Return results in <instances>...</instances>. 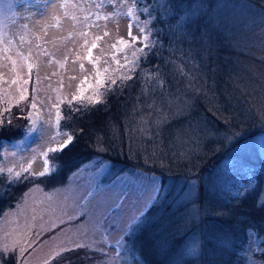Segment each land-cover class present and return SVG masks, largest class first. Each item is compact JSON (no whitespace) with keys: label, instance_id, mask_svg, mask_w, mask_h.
<instances>
[{"label":"trees","instance_id":"obj_1","mask_svg":"<svg viewBox=\"0 0 264 264\" xmlns=\"http://www.w3.org/2000/svg\"><path fill=\"white\" fill-rule=\"evenodd\" d=\"M248 1L264 9V0ZM149 2L139 0L137 8ZM217 2L151 0L159 6L154 13L158 20L149 25L156 46L145 49L147 58L141 57L134 79L127 81L130 87L113 86L100 97L101 103L90 104L80 112L68 110L62 119L73 141L63 151L52 153L50 160L57 164V175L46 179V185L58 184L69 171L94 158L107 160L121 171L151 170L164 186L168 185L163 203L151 206L144 226L129 238L135 264H246L248 232L253 230L262 240L261 253L254 256L264 264V161L255 148L254 160L245 159L244 151L239 152L245 159L241 162L247 168L243 181L249 188L231 196L221 188L232 171L222 167L223 160H230V156L237 159L236 146L255 132L239 139L235 148L218 152H211L213 144L208 139L221 141L218 137L224 127H236L235 123L243 120L241 115L246 114H236L231 91H227L229 72L237 70L236 53L226 39V29L218 26ZM169 3L170 7H163ZM157 66L166 83L162 90L155 81H145V73L155 74ZM143 89H147L146 94ZM153 101V107H148ZM161 113L168 119L157 127ZM19 120L0 125V142L21 134L23 123ZM191 137L200 140L198 153L191 152L196 147L187 149L181 144ZM191 179L198 184L190 199L182 190ZM1 183L6 192L0 196V213L13 205L29 182L0 179ZM85 253V249L66 252L52 262L72 258L74 261L62 264H97L101 254L91 252L88 259ZM3 260L14 264L12 258Z\"/></svg>","mask_w":264,"mask_h":264},{"label":"rangeland","instance_id":"obj_2","mask_svg":"<svg viewBox=\"0 0 264 264\" xmlns=\"http://www.w3.org/2000/svg\"><path fill=\"white\" fill-rule=\"evenodd\" d=\"M70 2L76 3L78 0H70ZM126 2L131 4L132 0H126ZM52 3L53 0H0V32L13 40L7 53L0 51V125L3 123L9 125L16 119H20L19 122L23 123L19 136L11 140L1 139L0 145L3 147L0 148V167H13L14 171H19L20 164L27 166L31 162V171L39 173L45 171V159H47V174L29 177L27 179L29 184L19 193L13 205L6 207L0 213V264H6L3 260L5 257L12 258L14 264H45V261L48 264L72 262L74 261L72 258L62 259L56 263L52 261L60 257L56 253L61 248L72 246L74 241L79 243L99 241L104 234H108L110 241L119 239L122 230L134 216L141 212H145L146 216L151 206L163 203L169 188L168 185L164 186L160 176L151 170L138 168L132 172L121 171L101 158H94L69 171L65 179L56 185H46V179H53L50 177L52 174L57 175V164L54 160H50L54 154L52 155L53 152L48 151V148L63 144L65 137L61 134H68V132L62 126V119L59 126H56L54 122L51 126L43 124V120L48 118L46 115L48 109L41 105H38L41 119L35 131L29 132L32 121L24 117L35 112L29 106L34 95L37 100L44 101L46 105L58 103L62 117L69 110L68 101L72 99L71 94L77 90L78 85L84 97L93 95L94 90L99 86L96 76L92 74L93 64L86 59L87 49L90 47L94 34H103L101 28L89 30L87 37L89 44L81 47L83 38L78 33L82 30V25L76 23L74 26L71 16L73 14L82 16L83 13L65 10L68 11L69 18L61 20V26L58 27L51 19L54 11L50 7ZM108 10H111V5L108 6ZM42 18H48L49 24L52 25L48 28L47 36L37 32L38 35L43 36L42 46L49 53L54 54L56 61L63 62L65 56L68 60L64 69L56 63L42 68L39 84L35 83L36 77L33 74L32 79L25 86L27 99L17 104L19 91L23 90H18L17 85L22 79H27L26 66L23 69L20 67L25 62L17 56V52L28 55L30 46L35 43L33 32L36 30L32 27L33 21L43 22ZM216 18H218V26L226 29V39L236 53L234 62L237 70L229 72L226 80L227 91H231L230 99L236 114L240 115L242 111L246 114L241 115L244 121L237 120L239 122L235 123L236 127L232 129L224 127V133L218 137L221 141L208 137L213 144L211 152H218L229 146L235 148L234 143L249 133L255 132L254 136L236 146L234 152L238 154L237 159L230 156V160L225 159L222 162L223 168L228 166L232 170L228 172L230 175L228 180L221 182L222 190L228 193L226 196H231L235 195L236 191H245L249 188L243 181L247 168L241 162L246 158L252 160L257 158L255 149L264 161V120L256 115L257 109L264 106V9L248 0H218ZM97 23L103 26L106 22L101 19ZM130 24L132 34L138 35V28L142 25L134 18L121 16L118 21H107L108 35L104 36L103 41L97 42L96 48L91 49L94 60L100 56L101 49H105L98 65L102 73L105 66L104 60H108L110 65L109 72L103 73L100 79L103 80L107 75L112 74V69L116 67L111 59L114 51L116 59L123 64L125 53L131 59V49L143 46L141 43L130 42L127 46L117 45V50L110 49V45L119 37L125 40L130 39L128 36ZM25 25H28V28H25ZM70 33L74 34L70 35ZM20 35L24 36L23 43L20 42ZM3 47L4 45L0 44V48ZM32 51L34 59L39 49L32 46ZM5 55L11 56L17 62L14 70L12 64L5 61ZM41 59L47 62L49 57L42 55ZM74 60L76 63H73ZM27 63H32V59ZM80 63L84 64V71H81ZM53 72L56 75H52ZM33 73H35V67ZM45 76L48 78L45 79ZM85 76H87L86 80H84ZM69 77H75V80L70 82ZM12 80H16L17 84H11ZM34 88L37 90L35 93ZM102 88L104 87H99L100 92ZM95 98L93 96V99ZM77 105L79 104L73 102V107H78ZM51 111L54 114L56 109L53 108ZM9 118L11 123H8ZM54 119L53 116V121ZM52 137L55 139H51ZM199 142L200 140L191 137L188 141L184 138L181 144L187 149L196 147V149L191 148V152L198 153L201 146ZM241 150L244 151L245 159L239 156ZM13 152L16 153L14 157ZM42 152H47V157L40 155ZM5 156L7 159H3ZM33 157H35L34 160ZM3 181L12 183L10 178ZM23 181L24 179L20 182ZM197 184L195 179L186 183L182 192L184 191L187 198L194 197ZM254 184L251 186H255ZM240 187L243 190H239ZM5 192V184L1 183L0 196H3ZM37 233L39 235H36ZM22 234L25 239L21 243L29 246L20 257L18 251L10 252L9 250L14 244L17 249L19 248L20 244H17V241L21 240ZM248 234L246 264H261L254 254L261 253L262 240L254 230L249 231ZM131 236L125 237L128 241L127 246L120 250V257L117 259H113L115 254L105 257L93 251L95 254H101L96 263L135 264L133 252L129 248Z\"/></svg>","mask_w":264,"mask_h":264},{"label":"snow or ice","instance_id":"obj_3","mask_svg":"<svg viewBox=\"0 0 264 264\" xmlns=\"http://www.w3.org/2000/svg\"><path fill=\"white\" fill-rule=\"evenodd\" d=\"M137 4H139V0H132L131 4H128L126 0H84V2H76L71 3L70 0H53V3L50 5L51 9L54 11L51 14V19L56 22V26H61L60 22L61 20H67L69 18L68 11H65L67 9L73 10V12H82V16H77L73 14L71 16V20L73 21V25L75 26L76 23H79L82 25V30L79 31V36L83 38V43L81 44V47H84L89 44L88 40V32L89 30L93 28H101L103 30V34H94L91 40L90 47H88V55L86 59L93 64L92 74H94L97 78V85L99 87H104V91L100 92L99 87H97L92 96L84 97L83 93L80 91L79 85L77 86V90L73 92L72 99L68 101V107L69 112H80L83 109H86L90 104L95 103H101L100 97L104 96L106 93L111 91L113 86H117L119 89H123L127 85V81L133 80L134 76L136 74V69L140 67V59L141 57L147 58L148 52L145 51V49H152L156 45L153 43L151 37L153 36V31L151 28H149V25L153 23L154 20H158V15L154 14L156 13V8L159 7L158 5H153L151 3V0L149 3H145L142 7L137 8ZM111 5V10H108V6ZM170 3L168 5H164L163 7L167 8L170 7ZM121 9H126V11H121ZM139 13V15L137 14ZM121 16H127L130 18L136 19L142 26L138 28V35H133L131 31L132 25H129V40H125L123 37H119L114 43L110 45V49L117 50V45H124L127 46L129 43H141L143 46L140 48H132L131 49V59H129V55L125 53L123 56L124 63L121 64L119 59H116V52H113V55L111 57L112 61L116 65L115 68L112 69V74L107 75L103 80L100 79V77L103 75V73L109 72L110 65L108 64V60H104V67H103V73L100 70L99 61L103 57L105 49H101L100 56H98L95 60L92 57L91 49L97 47L98 41H103L104 36L108 35L107 29V21H118L119 17ZM140 16H144V19L141 21ZM94 17V19H93ZM103 19L106 23L101 26L97 23V21ZM43 22L41 20L33 21V29L36 30V32H33L35 43L34 46L36 49H39L38 52L35 53V58L33 59V51L32 46H30L28 55H25L23 52H17V56L20 57L25 64L21 65L20 67L23 69L26 66V75L27 79H22L21 83L17 85L18 90L23 89L22 91H19V100L17 101V104H19L20 101L27 99V88L25 87L29 81L32 79L33 74L35 75V83L39 84L40 81V72L42 68H46L51 66L53 63H56L59 65L61 69H64L65 64L67 63V56H65L64 61H56L55 56L52 53H49L45 47L42 46L41 41L43 40V36H47L48 34V28L52 25L49 24L48 18H42ZM25 28H28V25L24 26ZM38 33H42L43 36L38 35ZM74 33H70V35H73ZM156 39H159V34H155ZM20 42H24V36L20 35L19 37ZM13 43V40L9 37H6L3 35L2 32H0V44H3L4 47L0 48V51L7 53L9 46ZM46 43V42H45ZM47 56L49 59L47 62H44L41 59V56ZM78 56V54H76ZM5 61H8L12 64L13 70L16 67L17 62L12 59L11 56L5 55L4 56ZM32 59V63H27L28 60ZM73 63H76L74 60ZM35 67V73H33V68ZM79 67L81 71H84V64L80 63ZM177 71L183 72V69L177 66ZM143 71V69H141ZM52 75H56L55 72L52 73ZM17 76H19V73H17ZM48 77L45 76V79ZM87 79V76L84 77V80ZM75 80V77H69V81ZM117 80H119V85H117ZM145 81L146 83H150L152 81H155L156 87L160 88L161 90L166 87L165 80L163 79V74L159 70V66L156 68L155 74L152 73H145ZM11 84H17L16 80H12L10 82ZM83 83V81H81ZM105 85H107L105 87ZM61 86L63 87V82L61 81ZM69 87H71V83H69ZM37 90L34 88L33 92L35 93ZM142 92L145 94L147 93V89H143ZM93 96L96 98L93 99ZM62 102V101H61ZM73 102L76 104H79L81 107H73ZM155 104V101H153L151 104L148 105V107H153ZM38 105L43 106L47 110V119L43 120V124L51 126L53 122L56 126H59V122L64 117L61 116L60 110H59V104H52L51 106L44 104V101L37 100L35 98V95L33 96L32 101L30 102L29 106L32 110H35L34 113H29L28 116L24 117L25 119H30L32 121V126L29 128V132L36 130V125L40 121V112L38 109ZM56 109L55 113L51 111V109ZM6 111H10V109H6ZM256 115L261 119L264 120V106H262L261 109H257ZM54 116V121H53ZM167 117L161 113L160 117L155 122L157 127L161 126L162 124L167 122ZM8 123H11V120L9 118ZM227 123V121H225ZM65 137L64 143L60 144L57 147H49L48 151L56 152V151H63L65 147H67L68 144L72 143L73 137L71 135H68L66 133H62ZM51 139H55V137H52ZM3 145H0V148H2ZM35 151V150H33ZM16 155L15 152L12 153V156L14 157ZM40 155L47 157V152H42ZM3 159H7V157H3ZM35 157H33V160ZM20 170L14 171L13 167H0V179H7L10 178V182L12 183H19L21 179L27 180L29 177L36 176V175H45L47 174V159H45V171H41L39 173L31 171V162L25 166L23 164L19 165ZM27 173V175H25ZM144 217L145 212H141L139 215L134 216L127 224L126 228L122 230V235L119 239H116L114 241L109 240L108 234H104L101 237V240L96 241L92 240L89 243H79L78 241H74L72 246L61 248L56 255L61 256L63 252H75L77 249H85L86 250V257L88 259H91V252H99L103 254L105 257L113 256V259H117L120 257V250L124 249L127 246V239L126 236L135 235L137 231H139L144 226ZM36 235H39L38 233ZM25 237L23 234L21 235V240L17 241V244H20L19 248L17 249L16 244L13 245V247L9 250L10 252H17L19 253V256L22 257L23 253L27 251L28 244L21 243ZM98 245H103L98 246ZM7 249V246H5ZM6 258V257H5ZM45 264H48L47 261H45Z\"/></svg>","mask_w":264,"mask_h":264}]
</instances>
